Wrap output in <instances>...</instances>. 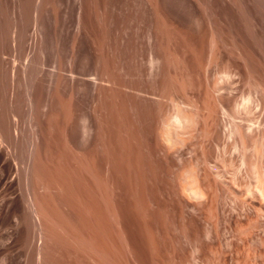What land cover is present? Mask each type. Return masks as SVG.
Here are the masks:
<instances>
[{"label": "rangeland", "instance_id": "1", "mask_svg": "<svg viewBox=\"0 0 264 264\" xmlns=\"http://www.w3.org/2000/svg\"><path fill=\"white\" fill-rule=\"evenodd\" d=\"M0 132V264H264V0H0Z\"/></svg>", "mask_w": 264, "mask_h": 264}, {"label": "bare ground", "instance_id": "2", "mask_svg": "<svg viewBox=\"0 0 264 264\" xmlns=\"http://www.w3.org/2000/svg\"><path fill=\"white\" fill-rule=\"evenodd\" d=\"M40 52H41V51H40ZM32 61H33V60H32ZM38 62H39V61H38ZM34 66H35V64H34ZM38 66H39V64H38ZM33 68H34V67H33ZM28 69H29V68H28ZM28 71H29V70H28ZM25 72H26V71H25ZM26 73H27V72H26ZM29 73H30V72H29ZM33 73H34V72H33ZM22 75H23V74H22ZM25 75L27 76V74H25ZM30 75H31V74H30ZM33 77H34V76H33ZM25 78H26V77H25ZM29 79H30V78H29ZM29 86H30V85H29ZM28 89H29V88H28ZM27 91H28V90H27ZM30 94H31V93H30ZM5 96H6V95H5ZM28 98H29V97H28ZM8 100H9V99H8ZM29 101H30V100H29ZM29 101H28V102H29ZM31 101H32V100H31ZM32 106H33V105H32ZM18 107H19V106H18ZM9 111H10V109H9ZM12 111H13V110H12ZM12 111H11V113H12ZM67 112H68V111H67ZM9 113H10V112H9ZM13 113H14V112H13ZM13 113H12V115H13ZM28 114H29V113H28ZM176 114H177V113H176ZM179 115L183 116V117L180 116L181 118H184V115H185V114H181V113H179ZM188 115H189V114H188ZM186 116H187V115H185V118H186ZM13 117H15V115H13ZM178 117H179V116H178ZM178 117H177V118H178ZM177 118H176V119H177ZM189 118H190V117H189ZM6 119H7V118H6ZM14 119H15V118H14ZM176 119L174 118L175 122H176ZM7 120H8V119H7ZM11 120H12V119H11ZM174 120H173V122H174ZM180 120H182V119H180ZM183 120H184V119H183ZM188 120H189V119H188ZM188 120L185 119V121H187V122H188ZM15 121H16V120H15ZM63 123H64V122H63ZM170 123H171V122H170ZM170 123H169V125H170ZM176 123H178V122H176ZM179 123H180V127H181V123H182V122L179 121ZM10 125H11V124H10ZM10 125L8 126V128H10V130H11V127H12L13 125H12V126H10ZM50 125H51V124H50ZM101 125H102V124H101ZM183 125H184V124H183ZM84 126H85V124H84ZM84 126H83V130H84V133H85V132H86V131H85V127H86V126H85V127H84ZM171 126H173V124H172ZM174 126H175L174 129H176V124H175ZM178 127H179V126H178ZM3 128H4V127H3ZM8 128H6V129H8ZM31 128H33V126H32ZM87 128H88V127H87ZM170 128L173 129V127H170ZM12 129H13V127H12ZM8 130H9V129H8ZM14 130L16 131V129H14ZM14 130H13V131H14ZM165 130H166V129H165ZM2 131H3V130H2ZM2 131H1V132H2ZM13 131H12V133H14ZM17 131H18V130H17ZM17 131H16V132H17ZM33 131H34V130H33ZM168 131H169V130H168ZM168 131H167V132H168ZM191 131H192V130H191ZM1 132H0V133H1ZM3 132H5V131H3ZM6 132L8 133L9 131H6ZM16 132H15V133H16ZM7 133H5L6 136H7ZM17 133H18V132H17ZM17 133H16V134H17ZM20 133H21V132H20ZM22 133H23V132H22ZM22 133H21V134H22ZM165 133H166V132H165ZM168 133H169V134H168V137H169L171 131L168 132ZM1 134L3 135V133H1ZM8 135H9V138L12 137L11 133L8 134ZM10 135H11V136H10ZM17 135H18V134H17ZM14 136H15V135H14ZM19 136H21V135H19ZM19 136H17V139H18ZM33 136H34V135H33ZM170 136H171V135H170ZM0 137H1V136H0ZM7 137H8V136H7ZM7 137H6V138H7ZM22 137H23V135H22ZM166 137H167V136H166ZM166 137H165V138H166ZM177 137H178V136H177ZM6 138H4V136H3V139H2V137H1L0 140H3L2 142H5V144H7V143H6ZM15 138H16V137H15ZM15 138H14V139H15ZM26 138H27V137H26ZM169 138L172 139V136L169 137ZM185 138H186V137H185ZM4 139H5V140H4ZM17 139H16V141H17ZM19 139H20V137H19ZM19 139H18V140H19ZM21 139H22V138H21ZM30 139H31V138H30ZM171 139H170V140H171ZM186 139H187V138H186ZM7 140H8V138H7ZM11 140H13V139H10V140L7 141V142H10ZM16 141L14 140L15 143H17ZM0 142H1V141H0ZM14 142H13V143H14ZM85 142H86V141H85ZM33 143H34V142H33ZM3 144H4V143H3ZM8 145H9V143H8ZM10 145H12V147H13L14 144H12V142H10ZM29 145H30V144H29ZM168 145H169V144H168ZM171 145H172V144H171ZM169 146H170V145H169ZM7 147H8V146H7ZM29 147H30V146H29ZM10 149H11V147H10ZM26 149H27V148H26ZM93 149H94V148H93ZM33 150H34V149H33ZM89 150H90V149H89ZM13 154H14V153H13ZM23 156H24V155H23ZM191 171H192V170H191ZM22 176H23V175H22ZM75 176H76V175H75ZM191 176H192V175H191ZM258 176H259V175H258ZM130 177H131V176H130ZM197 180H198V179H197ZM77 181H79V180H77ZM185 181H186V180H185ZM195 181H196V180H195ZM27 182H28V181H27ZM183 182H184V181H183ZM87 183H88V182H87ZM31 184H32V183H31ZM112 184H113V183H112ZM181 184H182V183H181ZM188 184H189V183H188ZM189 186H191V185H189ZM197 186H198V185H197ZM200 186H201V185H200ZM183 187H184V186H183ZM192 187H193V186H192ZM260 187H261V186H260ZM26 188H27V187H26ZM28 188H29V187H28ZM44 188H45V187H44ZM190 188H191V187H190ZM195 188H196V186H195ZM195 188H194V189H195ZM108 189H109V188H108ZM197 189H198V187L196 188V191H198ZM199 189H200V188H199ZM23 190H24V189H23ZM75 190H76V189H75ZM189 190H190V189H189V187H188V190H187V191H189ZM192 190H193V189H192ZM24 191H25V190H24ZM41 191H42V190H41ZM183 191H184V190H183ZM193 191H195V190H193ZM46 192H47V191H46ZM184 192H185V191H184ZM189 192H190V191H189ZM189 192H188V193H189ZM26 193H27V192H26ZM29 193H30V192H29ZM29 193L27 194V196H26V194H24V195L26 196V202H27L26 205H28L29 209H31L30 211H31L32 213H34V211H35L34 209H35V208H33V207H34L33 204H32V201H33V200L31 201V198H32V197L30 198ZM197 193H198V192H197ZM197 193H196V194H197ZM186 195H187V193H186ZM190 195H191V194H190ZM190 195H189V196H190ZM203 195H204V194H203ZM25 196H23V197H25ZM197 196H198V195H197ZM199 196H201L200 193H199ZM49 198H50V197H49ZM24 199H25V198H24ZM24 201H25V200H24ZM34 203H35V201H34ZM50 208H51V207H50ZM119 209H120V208H119ZM46 210H47V209H46ZM30 211H29V212H30ZM31 212H30V213H31ZM35 212H37V211H35ZM31 215H32V214H31ZM127 216H128V215H127ZM36 217H37V215H36ZM46 218H47V217H46ZM39 219H40V217H39ZM35 220H36V218H35ZM37 221H38V219H37ZM34 223H35V221H34ZM36 225H39V224H38V223L35 224V228H36ZM33 226H34V225H33ZM33 226H32V228H33ZM39 226H40V225H39ZM42 227H43V226H42ZM38 228H39V227H38ZM33 229H34V228H33ZM36 229H37V228H36ZM39 229H40V228H39ZM39 229H38V230H39ZM41 229H42V228H41ZM41 229H40V230H41ZM40 230H39V235H40ZM36 232H37V231H36ZM110 232H111V231H110ZM42 233H43V232H42ZM42 233H41V234H42ZM47 235H49V234H47ZM35 236H36V235H35ZM37 236H38V234H37ZM40 236H42V235H40ZM40 236H39V237H40ZM94 239H95V238H94ZM104 247H105V246H104ZM118 254H119V253H118ZM89 256H90V255H89ZM38 258H39V257H38ZM39 259H40V258H39ZM40 261H41V260H40ZM37 262H38V261H37ZM37 262H36V263H37Z\"/></svg>", "mask_w": 264, "mask_h": 264}]
</instances>
